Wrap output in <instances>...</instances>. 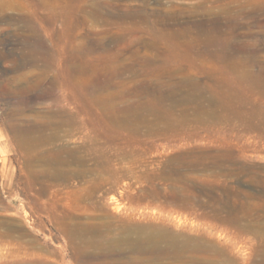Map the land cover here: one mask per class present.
I'll list each match as a JSON object with an SVG mask.
<instances>
[{
  "label": "rangeland",
  "instance_id": "rangeland-1",
  "mask_svg": "<svg viewBox=\"0 0 264 264\" xmlns=\"http://www.w3.org/2000/svg\"><path fill=\"white\" fill-rule=\"evenodd\" d=\"M0 264H264V0H0Z\"/></svg>",
  "mask_w": 264,
  "mask_h": 264
},
{
  "label": "bare ground",
  "instance_id": "bare-ground-1",
  "mask_svg": "<svg viewBox=\"0 0 264 264\" xmlns=\"http://www.w3.org/2000/svg\"><path fill=\"white\" fill-rule=\"evenodd\" d=\"M90 4V3H89ZM74 5H75V3H74ZM106 5V4H105ZM104 5V6H105ZM12 8V7H11ZM124 8V7H123ZM106 12V11H105ZM108 12V11H107ZM104 13V12H103ZM162 14V13H161ZM160 14V15H161ZM159 15V16H160ZM11 16V15H10ZM145 16V15H144ZM154 17V16H153ZM170 18V17H169ZM164 19V18H163ZM170 20V19H169ZM160 21V20H159ZM162 22V21H161ZM170 22V21H169ZM229 22V21H228ZM169 24V23H168ZM230 24V23H229ZM225 26V25H224ZM214 28V27H213ZM228 28H229V26H228ZM184 31V30H183ZM182 31V32H183ZM37 34V33H36ZM68 36V35H67ZM36 37V36H35ZM33 39H34V37H33ZM36 40V39H35ZM30 41V40H29ZM95 41V40H94ZM103 42V41H102ZM25 43H27V42H25ZM95 43V42H94ZM132 43V42H131ZM83 44V43H82ZM96 44H98V42L96 43ZM24 46V45H23ZM104 46V45H103ZM26 47H28L27 45H26ZM34 47V46H33ZM153 47V46H152ZM44 48V47H43ZM58 48V47H57ZM206 48V47H205ZM31 49V48H30ZM37 49H38V47H37ZM45 49V48H44ZM91 49H92V45H87L86 47H85V53H87V51H91ZM243 49V48H242ZM155 50H157V49H155ZM32 51V50H31ZM80 51V50H79ZM44 52H47V51H44ZM44 52L42 51V52H40V54L42 53V54H44ZM48 54V53H47ZM46 54V55H47ZM70 55H69V57L70 56H74V52H72V50H71V53H69ZM82 55V54H81ZM88 55V54H87ZM45 56V55H44ZM65 56V55H64ZM79 56V55H78ZM83 56V55H82ZM86 56V55H85ZM48 57V56H47ZM90 57V56H89ZM112 57V56H111ZM141 57V56H140ZM26 58H27V56H26ZM40 58V57H39ZM46 58V57H45ZM71 58V57H70ZM70 58H69V60H70ZM36 59V55L35 54H31L30 56H28V60H31V62H32V60H35ZM48 59V58H47ZM82 59V58H81ZM109 59V58H108ZM18 60V59H17ZM59 60V59H58ZM140 60V59H139ZM37 61V60H36ZM63 61V60H62ZM93 61V60H92ZM117 61V60H116ZM154 61V60H153ZM152 61V62H153ZM28 62V61H27ZM83 62V61H82ZM101 62V61H100ZM109 62V61H108ZM160 62V61H159ZM145 63V62H144ZM161 64V63H160ZM71 65V64H70ZM97 65V64H96ZM63 66V65H62ZM67 66V65H66ZM83 65L82 64H75V65H72V66H70L71 68H73V69H77V70H80L81 69V67H82ZM64 69V68H63ZM87 69H88V67H87ZM77 70L75 71L76 73H77ZM89 71V70H88ZM65 73V72H64ZM68 73V72H67ZM70 75V74H69ZM72 77V76H71ZM70 77V78H71ZM89 77V76H88ZM105 77V76H104ZM91 78H92V76H91ZM38 79V78H37ZM93 79V78H92ZM103 79V78H102ZM35 80V79H34ZM94 80V79H93ZM109 80V79H108ZM37 81V80H36ZM262 81V80H261ZM96 82V81H95ZM106 82V81H105ZM108 82V81H107ZM83 84V83H82ZM92 84H93V82H92ZM106 84V83H105ZM104 84V85H105ZM110 84V83H109ZM39 85V84H38ZM74 85V84H73ZM84 85V84H83ZM82 85V86H83ZM88 85V84H87ZM112 85H113V83H112ZM35 86H37V82H34V83H32L31 85H28V86H20V91H24V90H28V89H30V88H36ZM97 85L96 84H94V87H96ZM99 86V85H98ZM84 87H86V85L84 86ZM109 87V86H108ZM73 88H74V86H73ZM89 89V88H88ZM100 89V88H99ZM109 89V88H108ZM74 90H75V88H74ZM73 90V91H74ZM75 92V91H74ZM78 93H80V94H78ZM92 95V94H91ZM91 95L89 96L88 95V93H87V90L86 89H83V88H81L80 87V89H79V91L77 90V93H76V99H77V102L78 101H80L81 102V105H80V103H77L78 105H80V107H78V109H79V113L81 114V115H83V117H81V122L82 123H86V125L87 124H89L93 129H96V127H97V125L99 124V123H101V124H103V126L105 127V131H103V135H104V137L105 138H107L108 140H110V139H115L116 138V135H114V134H111L110 133V129H111V123H112V121H113V119H115V117H116V115L115 116H111V115H109V116H107V115H103V114H99V115H94V113H93V106L95 105V99H94V97L95 96H93L92 95V97H91ZM111 95V94H110ZM114 95V94H113ZM112 95V96H113ZM125 96V95H124ZM58 98V97H57ZM122 98H123V96H122ZM113 99H116V98H113ZM124 99H125V97H124ZM100 100V99H99ZM108 100V99H107ZM101 101H102V98H101ZM110 102V101H109ZM118 102V101H117ZM123 102V101H122ZM125 102V101H124ZM98 104H99V102H98ZM108 104V103H107ZM119 104V103H118ZM131 105V104H130ZM130 105H129V107H130ZM28 106V105H27ZM111 106H112V104H111ZM110 106V107H111ZM119 106H121V105H119ZM123 106V105H122ZM125 106V105H124ZM107 107V106H106ZM131 108V107H130ZM129 108V109H130ZM60 109V108H59ZM110 109V108H109ZM115 109V108H114ZM126 109V108H125ZM120 110H121V108H120ZM123 110H124V108H123ZM103 111V110H102ZM66 112V111H65ZM115 113V112H114ZM121 114H125L126 113V111L124 112H120ZM135 114V113H134ZM138 114V113H137ZM114 115V114H113ZM127 115V114H126ZM123 116V118H121V116L120 115H117V118H118V120L119 121H121L122 122V120H125L124 122H126L127 120L128 121H130L131 119H135V118H137L138 117V115H135V116H133V115H127V116H125V115H122ZM140 118H143V117H140ZM43 120V119H42ZM40 121V122H39ZM62 121V120H61ZM70 121H71V118H70ZM17 122V121H16ZM64 122V121H63ZM67 122V121H66ZM11 123V122H10ZM47 123V122H46ZM118 123H120V122H118ZM25 124V123H24ZM43 123H41V120H38V122H37V120H28V123L27 124H25L26 125V127H30V128H38L39 126H41ZM19 125V124H18ZM122 124H120V126H121ZM19 126H21V125H19ZM18 126V127H19ZM49 126H50V124H49ZM88 126V125H87ZM24 127V126H23ZM99 127V126H98ZM97 127V128H98ZM20 128V127H19ZM43 128V127H42ZM41 128V129H42ZM118 132H120V130L118 129L117 130ZM117 135H120L119 133L117 134ZM123 136V135H122ZM110 138V139H109ZM111 141V140H110ZM8 141H6V143H7ZM5 160V159H4ZM113 262V261H112Z\"/></svg>",
  "mask_w": 264,
  "mask_h": 264
}]
</instances>
